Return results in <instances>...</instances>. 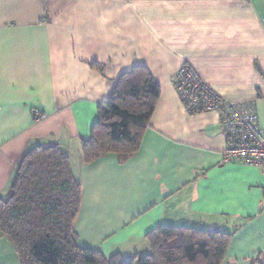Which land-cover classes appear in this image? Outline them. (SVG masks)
Masks as SVG:
<instances>
[{"label": "crops", "instance_id": "crops-1", "mask_svg": "<svg viewBox=\"0 0 264 264\" xmlns=\"http://www.w3.org/2000/svg\"><path fill=\"white\" fill-rule=\"evenodd\" d=\"M184 64L252 102L264 131V0H0V198L28 151L58 144L82 185L81 247L128 261L158 226L186 225L232 235L222 264H264V167L223 161L221 114L188 113L178 93ZM138 65L161 88L138 152L84 163L81 139ZM0 264H20L1 233Z\"/></svg>", "mask_w": 264, "mask_h": 264}, {"label": "trees", "instance_id": "trees-1", "mask_svg": "<svg viewBox=\"0 0 264 264\" xmlns=\"http://www.w3.org/2000/svg\"><path fill=\"white\" fill-rule=\"evenodd\" d=\"M160 93L147 67L124 72L100 105L91 136L81 139L84 163L109 153L123 159L135 155ZM81 203L71 156L58 144L38 145L22 158L9 197L0 198V233L13 243L20 264H222L232 236L219 229L160 225L148 234L150 253L128 261L119 254L108 257L78 244Z\"/></svg>", "mask_w": 264, "mask_h": 264}, {"label": "built area", "instance_id": "built-area-1", "mask_svg": "<svg viewBox=\"0 0 264 264\" xmlns=\"http://www.w3.org/2000/svg\"><path fill=\"white\" fill-rule=\"evenodd\" d=\"M175 83L188 113L217 111L229 142L223 153V161L242 162L249 166L264 167V131L259 114L252 102H234L213 90L189 64L177 71ZM46 115L36 112V120Z\"/></svg>", "mask_w": 264, "mask_h": 264}]
</instances>
